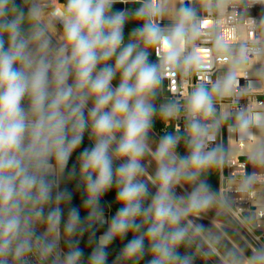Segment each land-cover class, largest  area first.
Wrapping results in <instances>:
<instances>
[{
    "label": "clouds",
    "instance_id": "9594fccd",
    "mask_svg": "<svg viewBox=\"0 0 264 264\" xmlns=\"http://www.w3.org/2000/svg\"><path fill=\"white\" fill-rule=\"evenodd\" d=\"M129 2L53 0L50 17L62 25L54 43L38 6L26 13L16 0H0V264H107L111 243L129 233L113 264H140L146 256V264L194 262V254L181 248H190L204 227L189 218L199 219L217 204L202 177L225 161L223 146L214 142L228 116L217 114L216 103L233 96L254 49L241 46L233 55L217 39L215 50L228 67L209 88L200 82L209 65L195 44L205 23L196 0H180L163 27L169 0H132L140 6L113 9ZM199 3L213 7L211 0ZM227 3L216 0L215 7L223 10ZM128 23L139 26L126 41ZM177 74L195 75L197 83L183 104L170 99L157 106L163 82ZM181 118L183 131L179 124L164 131L153 148L149 133L156 124L164 130ZM230 127L250 142L251 164L264 166V141L251 131L264 130V114L240 108ZM86 133L91 146L80 150ZM181 143L184 155L177 151ZM78 150L79 169L68 170ZM66 170L68 179L78 176L86 217L82 221L80 210L70 207L61 230L60 205L73 198L60 188ZM255 179L246 176L240 190ZM185 184L190 190L177 194ZM113 189L118 208L85 261L80 238L106 222L100 200ZM37 225L45 226L42 233ZM229 256L230 264H264V246L247 257L237 251Z\"/></svg>",
    "mask_w": 264,
    "mask_h": 264
},
{
    "label": "built area",
    "instance_id": "2783aa9c",
    "mask_svg": "<svg viewBox=\"0 0 264 264\" xmlns=\"http://www.w3.org/2000/svg\"><path fill=\"white\" fill-rule=\"evenodd\" d=\"M189 2L190 0H184L185 5ZM211 2L213 7L210 10L202 8L200 3L197 8L198 16L205 23L195 44L204 50L201 56L208 61L209 65L200 73L204 77L200 82L206 83L210 88L211 83L227 71L228 65L222 62L215 50L217 39L225 42L233 55L239 51L241 46L254 49V51L248 53L243 75L238 77L239 84L233 96L216 103L217 114L228 116L227 119L221 121L220 131L214 142V144L223 146L225 161L222 166L218 167V202L216 204L218 213L215 217H211L208 213L203 214H208L212 219L223 224H230L231 226H224L222 229L212 225L225 239L228 236L226 231L234 233L252 251L253 248L264 246V179L258 175L264 173V166L251 164L248 159L250 142L247 138L241 139L239 132L232 131L230 125L234 123L235 114L240 108H250L253 113L264 114V0H228L223 10L215 7L216 0H211ZM28 5L29 7L38 6L43 13L44 21L50 22L51 28L54 27L57 21L50 17L54 7L53 0H28ZM128 5L139 4L130 0L129 3H117L114 6L126 7ZM193 6L195 7V4ZM167 21L164 15L161 26L167 25ZM52 34L58 39V35L56 36L53 31ZM173 80L175 85H173ZM250 81L252 87H249ZM196 83L195 75L183 78L177 74L166 79L160 88V104L170 99L179 100L183 104L184 93L190 92ZM173 86L176 89L175 92L172 91ZM177 124L183 131L184 121L181 118L168 122V126L161 132L173 131ZM251 131L257 138L260 136L261 141H264V130L253 127ZM252 174L256 176L255 181L246 190L241 191L244 178ZM259 200L263 201L262 205L255 203ZM221 217H223L222 221L219 220ZM252 218L254 223L251 221ZM37 229L38 234L43 232L38 226ZM228 242L237 252L244 254L231 239ZM63 244L62 240L61 248H64ZM205 247L208 254L197 248L209 264H217L216 261L224 264V261L210 246L205 244Z\"/></svg>",
    "mask_w": 264,
    "mask_h": 264
},
{
    "label": "trees",
    "instance_id": "16d2710c",
    "mask_svg": "<svg viewBox=\"0 0 264 264\" xmlns=\"http://www.w3.org/2000/svg\"><path fill=\"white\" fill-rule=\"evenodd\" d=\"M16 3L18 5H20L19 0H16ZM54 23V22H53ZM56 23V24H55ZM54 23V28L57 31L56 32V36L60 33H62V26L59 25L58 22ZM57 36V37H58ZM150 60L155 61V58L153 56V58H150ZM116 83V81H114V84ZM159 95H160V89H159ZM158 99L155 101L156 104H158ZM161 128L162 126L157 123L156 126L153 128V130L155 132H159L161 134ZM91 146V141L88 139V135L87 133L85 134V138L83 141V144L81 145V149L82 150L84 147H90ZM185 149V146L183 145V143H181V145L178 147L177 151L181 154V150ZM78 150L76 153L73 154L72 158L69 161V165H68V170H71V168L73 167V165L76 166L77 171L79 169V164H78V160L77 157L79 155V151ZM65 172V176L62 179V182L60 184V188H67L72 194H73V198L70 202V204H61V208L63 209V217H62V223H61V230H63V222L67 219V213H68V209L70 207H76L77 209L80 210V217L81 220L83 221L84 218L86 217V210H84L83 208V200H84V195H83V188H77V182H78V176L74 179H68L67 178V171ZM114 197H115V189H113L111 192L107 193L105 196H103L100 200V207L104 210V214H108L110 217V220L112 219V217L115 214V211L118 208V205L115 204L114 201ZM108 229V228H107ZM107 229H98L95 227H93V229L89 230L88 232H85L83 237L80 238V244L79 247L84 251V260L87 261V258L92 250V248L95 245V242L98 241L99 237L107 231ZM95 232V236L92 237L93 239V243L89 244V237L91 236L92 232ZM132 238V234L129 233L128 236L124 239V240H120L119 238H117L116 240H114L111 245L109 246V248L107 249L109 255H108V259H107V264H113V261L115 260V258L117 257V255L119 254V252L121 251V249L124 247V245L128 242V240H130ZM64 249H66V245L63 244ZM189 252V253H193L195 258H194V262L193 264H202L198 258L196 257L195 252L192 250V248H181V252ZM147 259H149V257H145L143 260L140 261V264H146Z\"/></svg>",
    "mask_w": 264,
    "mask_h": 264
},
{
    "label": "rangeland",
    "instance_id": "374dc122",
    "mask_svg": "<svg viewBox=\"0 0 264 264\" xmlns=\"http://www.w3.org/2000/svg\"><path fill=\"white\" fill-rule=\"evenodd\" d=\"M19 3H20V6L23 8V10L27 13L28 9L30 8L29 5H28V0H19ZM198 5H199V0H196V3H195V8L197 9L198 8ZM140 5H128L126 7H119V6H113V9L114 10H123V9H130V10H134L136 8H138ZM167 24L170 23L171 21V18H167ZM139 25L136 24V23H128L125 25V28H124V32H125V40L127 41V38H128V33L130 32L131 29L135 28V27H138ZM52 31L56 34V30L55 28L53 27L52 28ZM56 38L53 36V42L55 43L56 42ZM150 58H153V55L150 56ZM161 103V89H160V95H159V100H158V104L157 106H159ZM162 103H165L162 101ZM158 133L159 135H163L164 133L161 132V134L159 132H156ZM186 152V149H182L181 150V155H184ZM202 178H206L208 183L210 184L211 186V189L213 192L216 193L217 195V199H218V168H213L210 170V172L207 174L206 177H202ZM150 187V186H149ZM151 191L154 193L155 190L153 188H151ZM181 195L183 194V190H179ZM206 213H208L211 217H215L218 213V207L217 205H214L211 209H209ZM205 214H201L202 217H205L204 216ZM222 218H219L220 221H222ZM191 219H194V223L195 224H199V225H203L204 227V231L202 232L205 237L210 241V243L215 246L217 248V250L221 253V255L227 259L229 262H230V256H229V253L230 252H233V251H236L232 245L228 242L230 239L232 240V242L238 247L240 248L245 256H250L252 254V251H250L246 246L245 244L243 243V241L237 236L235 235L234 233L230 232V231H226L228 236H227V240L218 232V230L209 222H206L202 219H195L193 217H191ZM251 221L254 223V220L253 218L251 219ZM99 240V239H98ZM204 250L207 252L206 250V247H205V244L200 240V238L195 235L194 236V239H193V243L191 245V248L192 250L195 252L196 254V257L198 258V260L202 263V264H209L204 256L202 255V253L200 252V250L198 248ZM208 254V252H207ZM211 257V256H210ZM212 259H214L213 257H211ZM214 261H216L214 259ZM217 264H219L217 261H216Z\"/></svg>",
    "mask_w": 264,
    "mask_h": 264
},
{
    "label": "bare ground",
    "instance_id": "6f19581e",
    "mask_svg": "<svg viewBox=\"0 0 264 264\" xmlns=\"http://www.w3.org/2000/svg\"><path fill=\"white\" fill-rule=\"evenodd\" d=\"M180 6H181V5H180V0H169V3H168V5H167V13L165 14L166 17H167V18H171L172 15L175 13V11H176ZM259 137H260V136H258V140H261ZM258 175H260V177H262V178L264 179V173H260V174H258ZM255 203H256L257 205H262V204H263V201L259 200V201H256ZM204 216H205V217H202V216H201L200 219H202V220H204V221H206V222H209V223L215 225V226L218 227L219 229H222L224 226H225V227H226V226H227V227H228V226H231L230 224H223L222 222H219V221H216V220L212 219L208 214H205ZM189 219H191V217H190ZM197 236L200 238V240H201L204 244H206L207 246H210V247L214 250L215 254L218 255V257H220V258L224 261V264H230V262H229L227 259H225V258L221 255V253L217 250V248H216L215 246H213V245L210 243V241L205 237V235H204L203 233H200V234H198ZM253 249H254V248H253ZM243 255H244V254H243ZM244 256H245V255H244ZM245 257H247V256H245Z\"/></svg>",
    "mask_w": 264,
    "mask_h": 264
},
{
    "label": "crops",
    "instance_id": "0c3cea01",
    "mask_svg": "<svg viewBox=\"0 0 264 264\" xmlns=\"http://www.w3.org/2000/svg\"><path fill=\"white\" fill-rule=\"evenodd\" d=\"M90 106V105H89ZM149 137H150V143H151V145H152V147L154 148L155 147V145L159 142V139H160V137H161V135H159L158 133H156L154 130H152L150 133H149ZM147 159H150V158H147ZM119 162H117V164H118ZM154 171V166H151V167H149L148 168V172H149V174H151L152 172ZM144 179H147V177H144ZM149 186L151 187V188H153L152 186H151V184H149ZM154 190H155V188H153ZM190 190V187H189V185H187V184H185L184 186H183V189L182 188H180V187H178L177 189H176V191H177V194H180L181 195V193H180V191L179 190ZM38 226V228L40 229V230H42V231H44V225H37Z\"/></svg>",
    "mask_w": 264,
    "mask_h": 264
},
{
    "label": "water",
    "instance_id": "95a60500",
    "mask_svg": "<svg viewBox=\"0 0 264 264\" xmlns=\"http://www.w3.org/2000/svg\"><path fill=\"white\" fill-rule=\"evenodd\" d=\"M104 219H105V223L100 224V223H96L95 227L98 229H107L108 228V222H110V217L108 214H104Z\"/></svg>",
    "mask_w": 264,
    "mask_h": 264
}]
</instances>
